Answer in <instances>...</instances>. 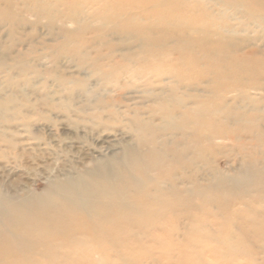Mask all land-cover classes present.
Masks as SVG:
<instances>
[{"label":"rangeland","instance_id":"1","mask_svg":"<svg viewBox=\"0 0 264 264\" xmlns=\"http://www.w3.org/2000/svg\"><path fill=\"white\" fill-rule=\"evenodd\" d=\"M162 4L171 7H151L149 17L108 0H0V190L38 194L55 175L118 157L133 145L138 119L164 126L167 111L186 129L159 138L165 152L205 186L192 200L209 193L242 215L261 212L264 184L215 186L214 178L264 166V13L242 0ZM187 139L191 151L179 159L172 144ZM256 249L264 264V247ZM203 258L256 260L206 250Z\"/></svg>","mask_w":264,"mask_h":264},{"label":"bare ground","instance_id":"2","mask_svg":"<svg viewBox=\"0 0 264 264\" xmlns=\"http://www.w3.org/2000/svg\"><path fill=\"white\" fill-rule=\"evenodd\" d=\"M162 1L108 0L114 8L135 4L149 17L151 7H171ZM242 1L254 15L264 13V0ZM152 15L162 17L158 11ZM195 116L192 110L183 114L184 121ZM163 117L164 126L152 118L138 119L131 129L134 143L123 145L120 156L55 175L41 193L19 196L0 190V264H105L108 258L113 264H143L144 259L211 264L203 258L205 250L225 261L234 254L256 258L257 245L264 247V207L249 217L230 209L232 200L213 199L209 193L193 201L192 191L205 192L201 178L186 172L178 160L172 162L164 149L167 142L159 140L184 133L186 127L167 111ZM188 139L182 147L170 143L179 159L191 151ZM248 174L217 176L214 185L264 184V166H252Z\"/></svg>","mask_w":264,"mask_h":264}]
</instances>
